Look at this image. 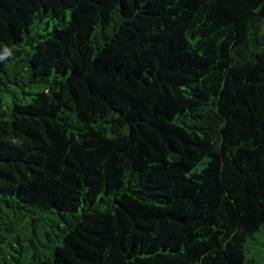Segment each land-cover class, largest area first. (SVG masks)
I'll return each instance as SVG.
<instances>
[{
    "label": "trees",
    "instance_id": "obj_1",
    "mask_svg": "<svg viewBox=\"0 0 264 264\" xmlns=\"http://www.w3.org/2000/svg\"><path fill=\"white\" fill-rule=\"evenodd\" d=\"M0 264H264V0H0Z\"/></svg>",
    "mask_w": 264,
    "mask_h": 264
}]
</instances>
